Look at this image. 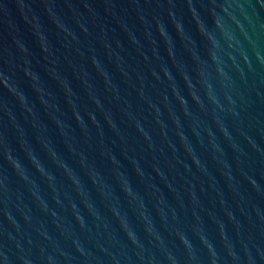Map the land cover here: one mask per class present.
<instances>
[{
  "label": "water",
  "instance_id": "95a60500",
  "mask_svg": "<svg viewBox=\"0 0 264 264\" xmlns=\"http://www.w3.org/2000/svg\"><path fill=\"white\" fill-rule=\"evenodd\" d=\"M0 264H264V0H0Z\"/></svg>",
  "mask_w": 264,
  "mask_h": 264
}]
</instances>
